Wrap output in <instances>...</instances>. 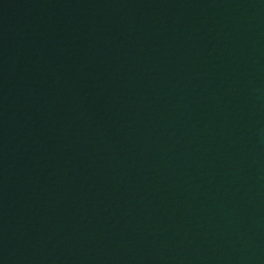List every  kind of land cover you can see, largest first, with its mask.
Returning <instances> with one entry per match:
<instances>
[{"label": "water", "instance_id": "water-1", "mask_svg": "<svg viewBox=\"0 0 264 264\" xmlns=\"http://www.w3.org/2000/svg\"><path fill=\"white\" fill-rule=\"evenodd\" d=\"M0 264H264V0H0Z\"/></svg>", "mask_w": 264, "mask_h": 264}]
</instances>
